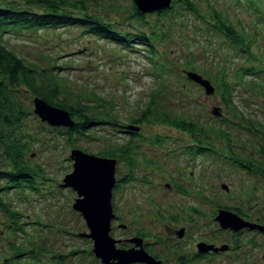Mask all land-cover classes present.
<instances>
[{
    "label": "rangeland",
    "instance_id": "1",
    "mask_svg": "<svg viewBox=\"0 0 264 264\" xmlns=\"http://www.w3.org/2000/svg\"><path fill=\"white\" fill-rule=\"evenodd\" d=\"M196 1L205 11L201 0ZM132 2L84 0V5L100 19L110 20L116 32L137 28L144 31L154 50L153 57L138 36L129 45L116 43L86 32L80 25L9 30L4 33V40L29 64L62 76L63 98H81L94 106L99 103L103 116L108 112L116 114L118 120L112 124L95 122L86 128L75 137V147L106 158L113 156L101 152L112 146L126 144L129 149L131 162L114 157L111 204L115 217L110 223V234L119 239L117 246L128 248L127 239L140 233L145 236L144 241L153 242L152 252L159 253L165 264H209L207 257L190 258L196 244L208 241L210 235L216 245L227 242L230 246L210 256V264H264V231L243 230L233 235L218 229L213 221L218 206L230 205L264 226V175L237 162L251 156L250 164L247 162L250 166L263 163L257 150H261L264 138L242 118L260 120L264 127V99L258 91L237 84L232 76L247 63L245 54L233 50L231 43L219 35L212 36L204 30L203 20L195 14L172 10L157 16L149 12L139 21L132 13ZM210 4L227 13L237 27L243 26L253 40L251 52L264 61V19L260 13L251 10L245 0L241 4L235 0H210ZM189 61L206 78L210 73L221 77L226 71L227 81L236 83L231 104L244 115H226L220 98L223 86L218 78L212 81L214 91L210 95L188 79L185 70L190 69L186 66ZM152 63L158 67L156 74L150 72ZM161 64L163 68L158 66ZM48 88L47 84L44 89ZM20 89L18 99L32 111L34 95ZM94 93L97 100H88ZM149 104L152 111L141 119L143 116L137 114ZM216 105L223 115L210 112ZM162 112L172 121H191L201 131L177 128L160 115ZM128 124L137 129L125 131ZM61 127L41 121L34 113L24 117V126L17 135L29 140L26 158L41 164L45 176L35 178L37 190L24 191L9 200L19 210L21 225L33 243L62 254L74 249V254L66 255L69 264H100L91 251V239L78 234L87 228L72 208L76 194L70 187L61 186L63 176L72 171L69 153L73 148L68 144L65 127ZM165 183L177 187L168 188ZM181 226L185 229L182 238L168 230ZM25 238L22 233L7 231L0 223V251L4 249L9 254L5 250L9 242L28 247ZM28 256L24 253L22 258L31 259ZM36 257L38 264L55 261L51 252H37ZM2 259L0 255V264Z\"/></svg>",
    "mask_w": 264,
    "mask_h": 264
},
{
    "label": "trees",
    "instance_id": "2",
    "mask_svg": "<svg viewBox=\"0 0 264 264\" xmlns=\"http://www.w3.org/2000/svg\"><path fill=\"white\" fill-rule=\"evenodd\" d=\"M235 1L237 4H241L242 0ZM201 2L206 9L205 11L202 10L196 0H171L168 7L154 11V13L159 16L168 11L176 10V12L188 11L199 16L203 20L204 30L210 31L212 36L219 35L224 41L227 40L231 43L233 50L239 49L245 54L244 60L247 63L239 66V72L233 73V80H236V83L241 84L242 87L246 86L248 89L258 91L264 99V61L251 52L253 40L249 37L248 32L243 26L239 25L237 27L232 23L227 13L224 14L217 10L210 4V0H201ZM245 2L251 10L260 13V16L264 19V0H245ZM131 9L133 15H135V20H144V13L139 12L133 2L131 3ZM67 25H80L83 28L85 27L84 31L86 32L127 45H129L130 40L138 36L139 40H144L140 42L148 45L150 49L149 56L152 55L153 57L154 50H151L150 39L144 31L137 28L132 32H116L110 20H102L97 15L90 13L84 5V0H0V223L4 224L9 232L22 233L26 237L24 239L26 243H29L28 247H23L24 245L19 242H16V244L9 242L5 246V250L9 254L4 249L0 251V255L3 257L2 264H38L39 261H36L37 252L44 251L51 252L55 259L54 264H69L66 261V255L75 253L74 249L66 254L57 253L33 243L32 238L30 240V234L28 235L26 229L21 225L19 210L15 205L11 206L12 203L9 200L11 196L24 191L37 190L38 186L35 178L45 176L41 164L31 162L26 158L29 140H24L20 135H17V131H20L24 126V117L33 113L30 107L18 99L20 88L29 91V93L31 92L32 95L41 97L52 105L69 111L75 123L72 127H65L64 132L68 136V144L73 147L76 144L75 137L83 134V131L93 123L105 121L112 124L118 120L115 113L108 112L105 116L101 115L104 112L98 109L99 103H97L98 106H94V104L84 102L81 98L80 101L63 98L61 95L63 92L61 86L62 76L48 72V68L29 64L27 60L19 56L13 49H10L4 40V33L9 30L21 32L27 30V28L36 30L39 27L55 28ZM250 59L258 63L259 66L251 65L249 63ZM152 64L153 69L150 72L156 74L155 71L158 67L154 66L156 63ZM158 66L163 68V64ZM186 66L193 71L197 69L191 65V61L187 62ZM207 78L212 84V81H216L217 78L221 81L223 91L220 98L226 108V115H244L237 110L235 105L231 104L230 98L236 83L232 84L227 81L226 71L222 72L221 77L210 73L207 74ZM47 84L50 88L45 90ZM29 93H27V96ZM91 96L93 97L88 99L90 101H95L98 98H95V93ZM151 111L149 104L137 115H142L143 118L141 119H144L146 113ZM160 115H164L165 120H170L168 122L177 128L190 132L201 131V128H198L191 121L182 119L172 121L166 116L168 114L162 112ZM242 120L251 130L264 138V127L260 120H253L250 117H243ZM128 152L127 145L122 144L112 146L101 153L111 157L118 156L127 161L129 160ZM257 152L263 163H251L250 166V161L253 158L248 156L243 159L245 162L241 161L240 164L243 166L246 164L253 172V168H255L264 175V144L261 146V150H257ZM80 233L78 234L80 235ZM80 237L86 239L82 235ZM24 253L28 254L31 259L22 258ZM199 257L201 255L197 256V258ZM182 264H186V262ZM191 264L200 263L199 261H192Z\"/></svg>",
    "mask_w": 264,
    "mask_h": 264
},
{
    "label": "water",
    "instance_id": "3",
    "mask_svg": "<svg viewBox=\"0 0 264 264\" xmlns=\"http://www.w3.org/2000/svg\"><path fill=\"white\" fill-rule=\"evenodd\" d=\"M136 9L141 13H149L164 9L170 5L171 0H132ZM185 75L193 82L200 85L206 95L214 91L210 80L193 70H185ZM32 111L41 121L51 126L72 127L75 120L69 111L46 102L39 96L32 97ZM210 112L221 116V107L212 106ZM128 129L136 130L137 126L128 124ZM69 158L72 160V171L62 178L61 186L70 187L76 196L73 199L72 208L76 210L84 220L87 231L80 235L91 239V251L100 261V264H161L142 247V239L133 236L127 239L133 243L131 247L122 248L116 245L119 239H114L110 234V223L115 217L111 204V192L115 185V159L112 157H100L87 153L80 148L70 149ZM222 187L226 188L225 185ZM215 220L221 228L238 230L242 227L259 228L264 231V226L246 222L236 213L226 209H219ZM119 226H124L119 224ZM181 236L182 229L177 231ZM197 249L201 252L211 246L204 242L197 243ZM226 245L213 247V250L226 249Z\"/></svg>",
    "mask_w": 264,
    "mask_h": 264
},
{
    "label": "flooded vegetation",
    "instance_id": "4",
    "mask_svg": "<svg viewBox=\"0 0 264 264\" xmlns=\"http://www.w3.org/2000/svg\"><path fill=\"white\" fill-rule=\"evenodd\" d=\"M125 126V125H124ZM124 130L125 131H129V130H126V127H124ZM132 131H134V130H132ZM128 151H129V149H128ZM129 153V152H128ZM118 157V156H117ZM128 157H129V159H131V155H128ZM114 158V157H113ZM115 159V158H114ZM125 161V160H124ZM128 162H131L130 160H127ZM126 161V162H127ZM237 162H240L241 163V161H237ZM247 169V168H246ZM129 176H130V174H129ZM132 178H135V176L134 175H132ZM164 186H166V187H168V188H172L173 186L174 187H177V185H174L173 184V186L170 184V183H165V185ZM222 188H224V187H222ZM224 189H226V188H224ZM219 209H226V210H229V211H231V212H234V213H236L242 220H244V221H246V222H251V223H255V224H261V222H259V221H257V220H253V219H251L250 217H248V215H246L245 213H243L242 211H240L238 208H236V207H232V206H230V205H228V206H218V208H217V210H216V213H217V211L219 210ZM216 213L213 215V221L214 222H216L217 223V225H218V229H220V230H227V231H229V232H231L233 235H235V234H238V233H240L241 231H243V230H253V231H260V229L259 228H249V227H242V228H239L238 230H231V229H229V228H221L220 226H219V224H218V222L215 220V215H216ZM182 229V234H181V236H178V234H177V231L179 230V229ZM168 230L170 231V232H173L174 234H175V236H177L178 238H182L183 237V235H184V233H185V229H184V227L183 226H181V227H178V228H171V227H168ZM133 236H139L141 239H142V247H143V249L146 251V252H148L150 255H152L154 258H156V259H159L160 261H161V264H165V261L161 258V255L159 254V253H153L152 252V250H151V248H152V246H153V242H149V241H144L145 240V236H143L142 234H140V233H137V234H134V235H132V237ZM209 240L208 241H200V242H204L205 244H208L209 246H211L209 249H207V250H205V251H203V252H201V251H199L198 249H197V246H195L196 247V251L193 253V254H191V258L190 259H192V260H195V259H198L197 258V256H199V255H201V257H207V260H208V263L210 264V256H213V255H217L218 253H221V252H224V251H226L228 248H230V246H229V244L227 243V242H224V243H221V244H219V245H216L214 242H212V241H210V235H209ZM186 241H188L189 242V238H187L186 239ZM130 245H129V247H131L132 245H133V243H131V242H128ZM199 243V242H198ZM197 245V244H196ZM223 245H226L227 247H226V249H223V250H213V249H211L212 248V246L213 247H220V246H223ZM235 246H237V245H235ZM234 246V247H235ZM120 247V246H119ZM201 257H199V258H201ZM180 260L182 261V257H180ZM164 261V262H163ZM131 264H144V263H138V262H135V263H131ZM238 264H243L242 262H238Z\"/></svg>",
    "mask_w": 264,
    "mask_h": 264
}]
</instances>
